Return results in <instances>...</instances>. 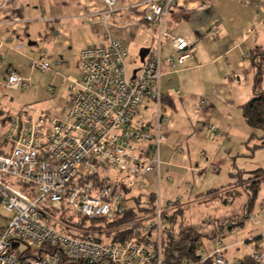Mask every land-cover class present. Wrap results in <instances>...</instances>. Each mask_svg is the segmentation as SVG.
I'll use <instances>...</instances> for the list:
<instances>
[{"label":"built area","instance_id":"1","mask_svg":"<svg viewBox=\"0 0 264 264\" xmlns=\"http://www.w3.org/2000/svg\"><path fill=\"white\" fill-rule=\"evenodd\" d=\"M176 1L146 2L157 39L131 77L129 52L121 39L86 45L79 51L81 77L70 81L65 118L32 104L10 118L6 137L0 135V206L10 214L6 225L0 222V264H163L161 237L167 211L158 205L151 216L140 215L130 226L134 234L123 242L107 240L105 232L77 229L68 219L112 218L130 207L129 195L138 186L139 177L156 171L160 181L161 147L166 141L163 124L167 120L160 89L165 74L162 39L169 38L177 51V57L168 60L172 70L193 58L196 50L166 28ZM104 2L106 16L114 15L118 0ZM219 34V28L208 32L212 39ZM246 57L250 58L249 53ZM58 63L34 58L30 68L48 72ZM5 82L9 88L28 89L31 78L9 68ZM150 98L157 105L155 124L140 110ZM200 130L224 138L215 124L203 123ZM183 151V146L177 145L172 157ZM169 180L175 181L172 176ZM168 207L173 210L176 200H170ZM261 212L264 214V200ZM234 230L221 232L208 254L187 264H205L207 260L229 264L223 238ZM71 231L87 232V236ZM16 242L18 247L13 246ZM35 251L37 256L30 254ZM251 255L257 264H264V250H254Z\"/></svg>","mask_w":264,"mask_h":264},{"label":"crops","instance_id":"2","mask_svg":"<svg viewBox=\"0 0 264 264\" xmlns=\"http://www.w3.org/2000/svg\"><path fill=\"white\" fill-rule=\"evenodd\" d=\"M147 1L118 0L114 15L107 17L104 0H0V42L3 43L0 46V102L4 99L3 90L9 89L5 82L9 68H14L23 77H30L35 73L30 68L34 58L58 61L57 65L75 59L79 68V51L83 47L104 44L110 39H121L129 52L128 61L135 62L134 70L140 68L145 50L154 46L157 39V28L151 21ZM166 28L173 35L185 38L196 50L193 58L172 70L168 60L175 59L177 51L169 38L162 39L165 74L160 80V89L162 112L167 120L163 124L166 141L161 147L165 154L161 175L163 166L170 183L175 181L171 182L169 176L182 181L185 174L180 173L185 168H193L188 170L195 173L193 179L208 171L219 173L226 166L231 177L264 170V156L249 167H244L245 163L238 165L236 157L227 156L232 147L239 149L240 144L249 149L259 146L264 150V129L251 127L242 110L254 95L255 72L246 54L257 47L264 50V0H177L167 17ZM215 28H219L220 34L212 39L208 32ZM151 106L155 107L154 112L150 110ZM140 110L150 122H157L154 98L144 102ZM203 123L215 124L223 131L224 138L221 140L211 132H202L200 125ZM257 139L251 147V142ZM177 145H182L184 151L172 157ZM202 151L206 152L205 156L201 155ZM154 173L158 177L156 171L149 174ZM233 184L199 194L209 190L224 191ZM193 186L194 183H185L186 189L191 190ZM244 192L249 199V191L245 189ZM191 196L187 202L178 199L173 210H169L167 204V213L181 207L184 212L180 222H183L184 214L191 206L197 212L196 205L212 201L218 195L204 194L195 199ZM135 197L131 199V207L137 205ZM258 200L261 203L264 200V178L253 211L258 216L236 217L232 224L223 228V222L216 225L215 221L225 217H217L219 211L207 219L214 226L200 228L197 223L186 224L195 226L205 235L204 249L208 253L214 246L215 236L240 220L223 242L229 264H243L254 250H264V214L261 203L256 206Z\"/></svg>","mask_w":264,"mask_h":264},{"label":"rangeland","instance_id":"3","mask_svg":"<svg viewBox=\"0 0 264 264\" xmlns=\"http://www.w3.org/2000/svg\"><path fill=\"white\" fill-rule=\"evenodd\" d=\"M69 61L68 64L57 65L51 72L36 70L35 73L30 74L31 82L28 89L9 88L3 90L4 99L0 102V120L2 121L0 135L2 138L6 137L10 118L22 111L28 104H32L35 108L43 110L53 116L65 118L66 114L64 108L71 95L69 88L70 81L71 79H79L81 75V71L77 67V61L75 59ZM134 63L133 61H128L129 77H131L132 71L135 68ZM51 87L53 90L50 91ZM150 110L154 112L155 107L151 106ZM257 142L258 139L251 142L250 146ZM258 145L260 144L258 143ZM238 147L239 149L232 147V152L227 154L229 157H236L238 165L245 163L244 167H249L255 160L261 161V159H263L264 150L262 147L258 146L256 149H249L245 144H240ZM197 151H201L200 146H198ZM253 153L255 155L254 157H252ZM162 155L163 160L165 159V154ZM188 170L190 171L191 169L185 168L180 173L182 175L185 174V178L182 181L175 180L174 183H170L166 180L164 166L162 167L160 181L155 173L139 177L138 186L130 192L128 204L133 202L131 200L133 196H139V204L141 207L152 209L151 211L154 212V204H156L165 210L170 200L180 199L183 202H187L189 195H192L191 198L195 199L201 191H206L211 188H221L222 186L226 187L232 182L234 183L233 185L225 188L224 191L220 190L216 193V195H218L216 199L196 205L197 212H194V208L191 206L185 212V218H183V222L185 223H197V226L200 228L202 226L210 227L211 225L214 226V223H210L207 219H211V217L218 214L220 211L217 217L221 215L225 216V219L221 218L219 221L216 219V225L223 222L228 226V224L234 222L236 217H243L246 214L245 203L248 196L244 190L251 183L252 179L258 180L263 176L262 172H253L248 175L238 174L235 177H231L228 172V166H226L219 173L213 174L208 171L201 175H195V179H193L195 173L192 174L188 172ZM186 182L194 183L191 190L185 188ZM218 193L224 194V196H220ZM198 197H200V195ZM225 200H228V202H225ZM260 203V200H258L256 206H259ZM9 216L10 214L3 206H0L1 224L6 225ZM71 218L72 222H79L78 217L73 216L70 217V219ZM177 219L178 220L174 222L175 227L180 229L183 227L184 223L180 222L181 219ZM105 224L106 233L111 236H115V233H120L121 230L130 228V226L133 225L130 220L123 224L116 223L111 226H108L107 223ZM19 248L23 249L24 245L21 244Z\"/></svg>","mask_w":264,"mask_h":264},{"label":"trees","instance_id":"4","mask_svg":"<svg viewBox=\"0 0 264 264\" xmlns=\"http://www.w3.org/2000/svg\"><path fill=\"white\" fill-rule=\"evenodd\" d=\"M250 60L252 62L254 68V95L253 97L242 106L243 115L247 121V123L256 129H264V50L260 47H257L249 52ZM254 172H262L263 176L258 180L252 179L251 183L248 185L246 190L249 191V199L247 204L245 205L246 214L243 216V219L247 218L248 215L253 214L254 206L256 203V199L258 196V192L260 189L261 179L264 178V170L259 169ZM253 173V172H252ZM220 191L218 190H209L206 193L199 194L200 196L206 195H216V193ZM219 194V193H218ZM198 195V196H199ZM137 200V205L134 207H129L126 211L116 213L112 218L106 217H96L92 219H79V222H72V218L68 219L65 215L64 220H69V224L73 225L77 229H86L90 232H99L106 233V224L108 226L114 224H123L128 222L129 220L134 225V222L140 217L141 213H154L158 206L154 204V212L152 209L141 207L139 204V196L135 197ZM154 199V197H153ZM179 200H176V204ZM228 202V200H225ZM181 207L176 208L171 213H164L165 222L163 224L162 237H161V249H162V262L163 264H187L188 262L197 263L201 260L203 256L208 254L204 249V241L203 237L205 235L197 230V228L193 225L183 224L182 228H176L175 223L177 218H181L183 215V211ZM63 214V213H62ZM242 219V218H241ZM242 219V220H243ZM240 223V222H239ZM238 223V224H239ZM238 224H233L232 227L237 226ZM138 225V223H135ZM140 225V223H139ZM223 226V228H225ZM227 230V229H226ZM79 231V230H78ZM225 231V230H223ZM222 231V232H223ZM73 234H77L80 237H86L87 232L75 233L71 231ZM106 239L112 242H123L130 238L134 232L133 228H125L120 231V233H115V236L108 235ZM220 234V233H219ZM218 234V235H219ZM217 235V236H218ZM106 236V235H105ZM215 236V238H217ZM214 238V239H215ZM213 239V241H214ZM199 250L203 251V254L199 253ZM34 256H37V253H30ZM252 259V260H250ZM252 262V263H250ZM153 264H157L155 261ZM205 264H213L211 260H207ZM243 264H257L252 255L250 258H245Z\"/></svg>","mask_w":264,"mask_h":264},{"label":"water","instance_id":"5","mask_svg":"<svg viewBox=\"0 0 264 264\" xmlns=\"http://www.w3.org/2000/svg\"><path fill=\"white\" fill-rule=\"evenodd\" d=\"M148 50H145V55L147 54ZM14 247H18L19 246V242H16L14 245Z\"/></svg>","mask_w":264,"mask_h":264}]
</instances>
